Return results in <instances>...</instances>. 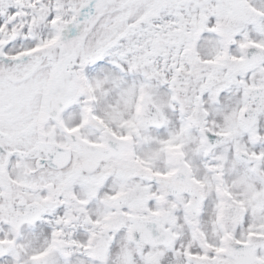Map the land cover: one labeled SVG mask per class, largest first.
I'll use <instances>...</instances> for the list:
<instances>
[{
  "label": "snow or ice",
  "instance_id": "obj_1",
  "mask_svg": "<svg viewBox=\"0 0 264 264\" xmlns=\"http://www.w3.org/2000/svg\"><path fill=\"white\" fill-rule=\"evenodd\" d=\"M0 264H264V0H0Z\"/></svg>",
  "mask_w": 264,
  "mask_h": 264
}]
</instances>
